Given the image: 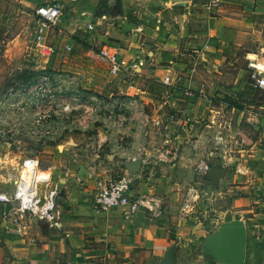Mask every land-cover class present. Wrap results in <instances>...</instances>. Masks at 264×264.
<instances>
[{
	"label": "crops",
	"instance_id": "1",
	"mask_svg": "<svg viewBox=\"0 0 264 264\" xmlns=\"http://www.w3.org/2000/svg\"><path fill=\"white\" fill-rule=\"evenodd\" d=\"M1 2L17 9L20 31L29 16L34 34L36 9L59 8L54 32L50 25L45 41L33 38L46 53L68 47L88 56L106 48L136 65L116 74L110 91L119 121L125 120L121 112L129 120L109 157L120 158V176H132L130 195L140 207L134 213L94 209L90 192L99 177L84 172V183L69 187L56 205V232L44 227L32 235L15 218L0 224V264H264V154L220 156L208 171L196 167L207 160L199 157L197 130L213 118V98L225 89H258L252 72L230 55L263 28L264 0H225L213 11L205 0ZM139 112L154 131L157 118L175 127L181 144L176 159L152 157L154 165L139 162L134 172L126 162L156 150L145 128L131 123ZM153 197L159 207H151Z\"/></svg>",
	"mask_w": 264,
	"mask_h": 264
},
{
	"label": "rangeland",
	"instance_id": "2",
	"mask_svg": "<svg viewBox=\"0 0 264 264\" xmlns=\"http://www.w3.org/2000/svg\"><path fill=\"white\" fill-rule=\"evenodd\" d=\"M2 2L0 20L6 22L0 21V187L13 192L21 164L34 160L39 198L48 199L54 193L53 218L42 220L33 210H16L13 216L32 235L44 227L56 232V205L65 199L69 187L84 183V172L95 178L120 176V164L115 163L120 158L110 159L115 154L110 144L120 141L129 115L121 112L125 120L119 121L120 113L111 106L116 100L110 92L116 77L109 75L97 49L88 56L68 47L46 53L33 39L30 17L23 18L20 31L17 9ZM52 29L51 25L49 34ZM251 39L230 55L249 73L253 71L249 61L264 60V26ZM211 106L213 118L197 130L199 157L213 166L220 156L234 160L253 151L264 154V91L225 89ZM136 115L131 123L141 124L156 148L169 142L158 140L162 132L151 129L142 112Z\"/></svg>",
	"mask_w": 264,
	"mask_h": 264
},
{
	"label": "built area",
	"instance_id": "3",
	"mask_svg": "<svg viewBox=\"0 0 264 264\" xmlns=\"http://www.w3.org/2000/svg\"><path fill=\"white\" fill-rule=\"evenodd\" d=\"M225 0H205L204 6L207 10L213 11L220 8ZM60 10L58 7H52L47 5H42L38 7L35 11V41L41 42L45 41L44 28L49 27L54 21L59 17ZM49 53L52 52V48H46ZM99 56L102 58L106 65L108 66L109 73L112 75L118 74L123 69H134L135 64L126 65L122 60L119 59L117 52L115 50L109 51L106 48H102L99 51ZM249 67L253 70L251 73V80L254 82V86L258 89L264 91V60H259L256 62L249 61ZM169 77H164V84H170ZM152 121V125L157 129V131L162 132L163 141L165 142L163 146L156 148L154 155L148 156L143 154V157H139L142 166L154 165L152 157L156 160H174L178 157V151L181 142L179 141L178 132L175 127H170L168 124L157 118ZM174 138L175 140H171ZM22 168H30L33 170V179L31 183L26 179L24 181L21 177L15 186L13 192H8L0 187V224L3 221H7L11 218H15L13 215L16 210L21 212L32 211L34 206L39 207L38 213H40V218L42 220H51L53 218L52 209L51 214H49L44 205L47 203V199H44L40 204V198L38 195L37 181V168L35 161L28 159L21 164ZM197 169L200 171H208L210 166L205 159H200L197 161ZM147 175L153 176V171H146ZM132 176H119L118 178L108 177L107 179L99 178L95 180V186L90 192V200L94 209L107 211L116 208H126L128 213H134L139 207L138 200L130 195L131 191ZM34 189V191H33ZM32 193V195H31ZM54 196V193L51 192ZM51 195L49 198H51ZM152 203L151 207H159L160 200L155 197L150 199ZM187 203L184 204L183 208L187 207ZM16 206V207H15Z\"/></svg>",
	"mask_w": 264,
	"mask_h": 264
},
{
	"label": "bare ground",
	"instance_id": "4",
	"mask_svg": "<svg viewBox=\"0 0 264 264\" xmlns=\"http://www.w3.org/2000/svg\"><path fill=\"white\" fill-rule=\"evenodd\" d=\"M250 58H254V56L251 55ZM32 173H33V170L32 169L27 168V167L22 168L21 169V178L24 181H26V179H28V181L31 183L32 179L34 178ZM36 178L37 177H35V179ZM33 191H34V189H33ZM31 195H32V193H31ZM39 201H40V204H41L42 201H44V200L43 199H40ZM53 205H54V200H53V196L51 195V198H48L47 199V203H46V205H44L45 206L44 209H46V211L49 214H51L50 211H51ZM38 209H39V207L34 206L33 212L38 213Z\"/></svg>",
	"mask_w": 264,
	"mask_h": 264
},
{
	"label": "water",
	"instance_id": "5",
	"mask_svg": "<svg viewBox=\"0 0 264 264\" xmlns=\"http://www.w3.org/2000/svg\"><path fill=\"white\" fill-rule=\"evenodd\" d=\"M139 162H140L139 160H132L126 163L131 168L132 171L136 172L138 171V168H139V164H140Z\"/></svg>",
	"mask_w": 264,
	"mask_h": 264
}]
</instances>
